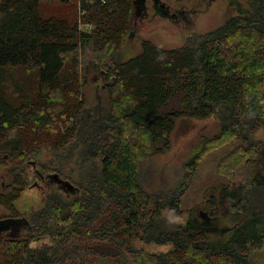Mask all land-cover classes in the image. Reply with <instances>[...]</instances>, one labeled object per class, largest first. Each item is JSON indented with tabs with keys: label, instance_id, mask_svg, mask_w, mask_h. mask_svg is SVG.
I'll list each match as a JSON object with an SVG mask.
<instances>
[{
	"label": "trees",
	"instance_id": "1",
	"mask_svg": "<svg viewBox=\"0 0 264 264\" xmlns=\"http://www.w3.org/2000/svg\"><path fill=\"white\" fill-rule=\"evenodd\" d=\"M40 1L0 0V174L11 162V173L18 168L0 191L8 209L0 215V264H264L261 155H247L245 144L248 137L258 152L251 136L264 128V0H254L252 15L234 16L224 29L190 33L180 47L143 39L141 51L128 58L121 51L132 33L134 5L142 0L86 5L85 21L97 23L91 33L79 30L76 17L71 23L43 16ZM99 65L109 82L108 105L79 97L77 83ZM16 68L35 75L37 97L9 101L6 86L17 82ZM17 85L15 95L28 86ZM177 96L180 106L164 110ZM215 114L220 133L194 151L183 180L169 194L146 192L142 162L170 147L177 120ZM233 136L247 157L234 151L223 163V155L219 164L230 183L205 205L231 229L210 233V225L193 226L195 214L168 224L162 210L181 214L205 155ZM47 152L87 158L86 177L79 185L70 181L77 187L71 199L48 184L42 206L23 213L16 202L30 177L22 167L36 164L50 172V165H41ZM136 239L170 248L151 252Z\"/></svg>",
	"mask_w": 264,
	"mask_h": 264
},
{
	"label": "rangeland",
	"instance_id": "2",
	"mask_svg": "<svg viewBox=\"0 0 264 264\" xmlns=\"http://www.w3.org/2000/svg\"><path fill=\"white\" fill-rule=\"evenodd\" d=\"M70 2H64V0H41L40 12L43 16L56 15L62 18L70 19L69 22L74 23L75 17L79 23V30L86 33L93 32L97 23L92 21L87 22L85 19L90 15V7L98 4L97 2H86V0H67ZM161 2L171 5L172 8H192L196 9V12L189 15L188 21L184 22L177 18H172L168 15H163L158 12L154 0H144V8H140L138 11L134 5L133 17L131 20L132 33L126 37V41L121 51V57H131L138 54L141 51V42L143 39H149L155 44L171 49L180 47L185 43L187 36L192 32L205 33L217 29H224L229 19L234 16L248 15L254 13L253 2L254 0H160ZM107 2V0L105 1ZM103 2V3H105ZM67 3V4H66ZM136 2L137 5L140 6ZM68 6V7H67ZM71 11H70V9ZM77 7V8H75ZM93 10H97L94 7ZM92 10V11H93ZM251 14V15H252ZM79 54L82 56V47L79 49ZM95 68L92 66L89 69L88 78L84 76L77 83L80 85V99H84L88 104L94 105L95 103H104L108 105V91L106 86L109 84L105 78L104 67ZM102 69V71H101ZM106 72V71H105ZM13 75L17 78V82H9L7 84V98L9 101L19 102L23 98L33 96L35 98L39 94L38 82L35 75L27 71L26 68H16L12 70ZM20 86H27L23 93L15 95V91ZM174 100V102H173ZM173 105L180 106V96L176 99H172L164 110H171ZM221 129V116L212 115L208 118L197 117H182L177 120L176 126L171 133V145L167 150L161 153L154 154L143 160L141 165V180L146 192L151 194L162 193L169 194L177 184H179L185 175V165L189 161L191 155L195 150L202 147L205 138H213L220 133ZM253 140L258 147L257 151L250 149L251 142H248V137L245 140L247 145V155L251 154L254 157L259 156L258 164L259 170L264 174V128L256 131L252 136ZM211 151L208 155H205L201 161L196 174L191 180V186L186 191L183 197V208L181 214L176 213L180 218L179 222H186L192 214H195L191 218L197 216V220L200 222V226L208 228L205 219L199 216L200 211L206 212L205 205H209L211 201H217L219 198V186L223 183L229 185L230 179L225 176L226 171L221 170L219 161L223 158V163H228L231 160V156L234 155V151H240L238 153L242 158L247 157L244 154L243 142L236 136L229 138L223 145L216 147L212 145ZM243 146V147H241ZM262 153V154H261ZM258 156V157H259ZM87 158L80 159L76 154L69 158H56V156L47 152L44 158L41 160V165H50L53 170L59 172L61 177L57 174H51L48 176H41V166L36 164H26L22 167L25 174L30 177L29 186H24V190L20 192L19 199L16 204L23 213H29L34 209H38L42 206L44 196L46 195L50 184L52 187L60 192L66 199H71L76 193V187L68 188V184L63 180L79 183L86 177L85 169L89 163ZM12 162L2 168L0 174V191L1 187L9 183L13 179V175L18 171V168L10 171ZM246 173L247 167L240 165ZM42 171H41V170ZM51 170L46 173H54ZM43 174V173H42ZM7 208L0 203V215L7 214ZM171 209L166 208L162 210L163 216L166 218L168 212ZM224 211V209H223ZM207 213V212H206ZM209 216V214H208ZM223 218V217H222ZM213 217V223H211L213 230L210 233H217L218 229L226 228L231 229L232 223L225 221L224 218ZM215 225V226H214ZM216 228V230H214ZM227 231V229L225 230ZM137 247L144 248L148 251H161L168 250L170 245H156L145 244L139 239L134 241Z\"/></svg>",
	"mask_w": 264,
	"mask_h": 264
},
{
	"label": "flooded vegetation",
	"instance_id": "3",
	"mask_svg": "<svg viewBox=\"0 0 264 264\" xmlns=\"http://www.w3.org/2000/svg\"><path fill=\"white\" fill-rule=\"evenodd\" d=\"M155 3H157L156 5V8L158 10V12H160L161 14L163 15H168V16H171L172 18H177L180 20H183L184 22L188 21V17L189 15L193 14L196 12V9L194 7H192L191 9L190 8H172L171 5H167L163 2H161L160 0H154ZM180 1V0H178ZM144 3V1H142L141 3L139 4H142ZM135 8L137 9V11L141 8H144V4L136 7V3H135ZM139 12V11H138ZM135 14V12H134ZM43 173V174H42ZM48 176L49 174H45L44 172H41V176ZM59 176V175H58ZM207 212V213H206ZM206 212H204L203 210L200 211V214L199 216H202L204 219H205V223H207V225H212L211 223H213V219H212V214H209L210 212L207 210ZM209 214V216H208ZM198 215H196L195 217L192 218L193 220V226L194 225H197L199 227H203V226H200V222L199 220H197ZM213 217H216V216H213ZM206 225V226H207ZM215 226V225H214Z\"/></svg>",
	"mask_w": 264,
	"mask_h": 264
},
{
	"label": "clouds",
	"instance_id": "4",
	"mask_svg": "<svg viewBox=\"0 0 264 264\" xmlns=\"http://www.w3.org/2000/svg\"><path fill=\"white\" fill-rule=\"evenodd\" d=\"M165 219L168 224H176L180 218L176 215L175 210H170Z\"/></svg>",
	"mask_w": 264,
	"mask_h": 264
},
{
	"label": "water",
	"instance_id": "5",
	"mask_svg": "<svg viewBox=\"0 0 264 264\" xmlns=\"http://www.w3.org/2000/svg\"><path fill=\"white\" fill-rule=\"evenodd\" d=\"M142 1H144V0H142ZM64 182H66V184H68V188L70 187V188H72V187H76L75 185H73L70 181H68V180H63ZM76 190H77V187H76Z\"/></svg>",
	"mask_w": 264,
	"mask_h": 264
},
{
	"label": "built area",
	"instance_id": "6",
	"mask_svg": "<svg viewBox=\"0 0 264 264\" xmlns=\"http://www.w3.org/2000/svg\"><path fill=\"white\" fill-rule=\"evenodd\" d=\"M81 1V0H80ZM98 0H86V2H97ZM101 2H105L106 0H100Z\"/></svg>",
	"mask_w": 264,
	"mask_h": 264
}]
</instances>
